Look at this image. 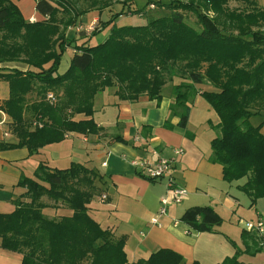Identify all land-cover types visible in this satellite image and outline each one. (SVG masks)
Returning a JSON list of instances; mask_svg holds the SVG:
<instances>
[{
	"label": "trees",
	"instance_id": "obj_1",
	"mask_svg": "<svg viewBox=\"0 0 264 264\" xmlns=\"http://www.w3.org/2000/svg\"><path fill=\"white\" fill-rule=\"evenodd\" d=\"M79 1L36 0L42 19L27 22L16 4L0 0V80L8 83L10 91L0 110L11 118L18 139L16 144L0 142V150L25 147L32 156L62 142L69 133L96 135L102 131L93 119L99 93L114 87L121 101L147 96L160 103L164 86L174 83L169 117H178L179 127L186 128L190 102L201 95L219 118L215 128L220 134L211 141L210 162L223 167L228 183L247 178L239 188L251 205L264 199V9L252 0H241L242 9H231L230 0H150L144 8L132 9L135 0H123L131 15L143 14L152 3L170 13L145 25L118 27L115 21L125 11L112 12L116 0H82L84 9L78 8ZM93 11L108 12V19L99 20L100 27L80 44L67 37V29ZM183 12L197 17L200 30L185 21ZM110 26L105 41L88 44ZM69 48L74 54L61 74L59 66ZM12 62L28 68L1 67ZM35 83L61 90L63 99L56 105L41 100L27 106L24 98ZM258 106L262 107L257 110ZM80 114L86 119L74 120ZM257 116L263 120L253 125L251 119ZM99 178L94 169L80 163L57 169L41 162L34 178L23 176L18 182L26 189L20 198L30 202L15 200L14 212L0 214L1 247L23 253L22 264H128L126 238L115 239L88 214ZM45 195L64 201L73 215L47 219L41 203ZM181 221L199 233L222 224L212 208L201 206L187 209ZM252 235L259 251L261 237ZM181 262V255L162 249L137 264ZM223 264L240 263L236 255Z\"/></svg>",
	"mask_w": 264,
	"mask_h": 264
},
{
	"label": "crops",
	"instance_id": "obj_2",
	"mask_svg": "<svg viewBox=\"0 0 264 264\" xmlns=\"http://www.w3.org/2000/svg\"><path fill=\"white\" fill-rule=\"evenodd\" d=\"M10 1L27 22L42 19L36 11V0ZM105 13L93 11L79 17L76 25L67 29V37L80 43L81 33L85 32L87 38L83 41L87 40L92 26L103 20ZM1 67L21 71L28 68L17 62ZM173 85L164 86L160 103L147 96L135 102L121 101L115 95L116 89L107 88L93 102V119L102 128L98 134L69 133L62 142L47 145L32 156L25 147L0 150V214L14 212L15 200L30 202L20 198L26 189L18 182L23 176L34 178L41 162L57 169L80 163L101 177L94 182L97 191L88 205V214L103 229H109L115 239L126 238L128 264L147 261L162 249L181 255V264H223L236 255L240 264H264V233L246 229L247 222H264V199L251 205L249 196L239 188L247 178L228 183L223 167L210 162L211 141L220 134L215 128L219 118L201 95L190 102L186 128L179 127L178 117H169L174 103ZM9 95L8 83L0 80V105ZM253 118L258 120L251 121L253 125L263 120L261 116ZM83 119L84 115L74 116V120ZM11 124V118L0 110V142L18 143ZM144 126L150 130H143ZM261 132L264 135V125ZM178 149L182 154L175 156ZM159 156L175 159L173 177L187 190V196L178 204H168L164 214H160L161 200L171 197L167 181H151L131 164L143 158L153 162ZM41 203L42 214L49 220L73 215L64 201L43 197ZM196 206L212 208L222 218V224L211 232L191 230L181 218L187 209ZM252 233L261 237L259 251ZM1 241L0 238V264H22L23 253L3 249Z\"/></svg>",
	"mask_w": 264,
	"mask_h": 264
},
{
	"label": "rangeland",
	"instance_id": "obj_3",
	"mask_svg": "<svg viewBox=\"0 0 264 264\" xmlns=\"http://www.w3.org/2000/svg\"><path fill=\"white\" fill-rule=\"evenodd\" d=\"M113 1H115V0H113ZM116 1L117 2L112 3V7H113L112 12H114V14H116L118 11H122V10L125 11L123 17H121L120 19H116V21H115V23L118 27L145 25L150 19L157 18V17H160V16H163V15L170 13L166 9H159L157 7L155 9H149L147 7L143 14L131 15L130 12H128L129 7L126 8V5H124L123 0H116ZM148 1H150V0H135L134 5L132 6V9H142V8H144L145 4ZM164 1H166V0H164ZM252 1H254L258 7L264 9V0H252ZM77 6L79 9H84V7L86 6V3L81 0V1H79ZM229 7L231 9H236V8L242 9L244 7V4L242 3L241 0H230ZM183 15H184L185 21L190 26H192L193 28H195L197 30H200V26L198 25L197 17L193 13L183 12ZM107 16H108V12L103 15V20L106 21L108 19ZM100 21L97 24H95L94 26H92V30L89 31V34H91V32L95 28L100 27V25H101ZM110 29H111V26L108 27L107 29L103 30L102 32H100L96 36L92 37V39H90L88 41V44L91 46H94L96 44H99V43L105 41L106 38L110 34ZM81 34L83 35V38L82 39L79 38L78 42H80V40L83 42V39L87 38V34L85 32H83ZM80 43H78V44H80ZM73 54H74L73 48H69L66 50V52L64 53L63 59L61 61V64L59 66V73L62 74L67 70V68H69ZM207 87H205V88H207ZM208 88H210V86ZM30 89L32 91L29 94H27V96L24 98L25 104L27 106H30L33 103L41 101V100H44L45 102L47 101L50 105H56L58 103L59 99H61L64 95L63 92H61V90H55V89H53V90L48 89L47 90L44 87L38 86L36 83L33 84ZM113 89H116V88L113 87ZM166 91H167V89H165V92ZM48 94H53V96L55 98V101L53 103H51V101L48 99V97H47ZM261 107L262 106H258L256 108H257V110H259ZM26 117H29L28 113L26 114ZM251 121L253 123L258 122L257 118H253V119H251ZM44 197L49 198L47 195H45ZM49 199H51V198H49ZM85 263H87V262H85Z\"/></svg>",
	"mask_w": 264,
	"mask_h": 264
},
{
	"label": "built area",
	"instance_id": "obj_4",
	"mask_svg": "<svg viewBox=\"0 0 264 264\" xmlns=\"http://www.w3.org/2000/svg\"><path fill=\"white\" fill-rule=\"evenodd\" d=\"M150 8L151 9L155 8L153 3L150 5ZM47 97L51 101V103L55 101L53 94H48ZM153 154L157 155L156 152H154ZM180 154H182L181 149L174 151L175 156H178ZM174 163H175V159L167 158V157H160V156L157 160L153 162L149 161L147 158L135 159L131 162L134 168L141 169L145 178L151 181H161V180L167 181V186L171 194V197L163 198L161 200L160 214H164L166 212V208L168 204L170 203L178 204L187 196V190L179 186L175 182V179L173 177ZM105 199H106V196H103V200ZM156 222L157 220L154 219L153 223H156ZM246 229L251 232L263 234L264 233V222L261 219H259L256 222H247Z\"/></svg>",
	"mask_w": 264,
	"mask_h": 264
}]
</instances>
